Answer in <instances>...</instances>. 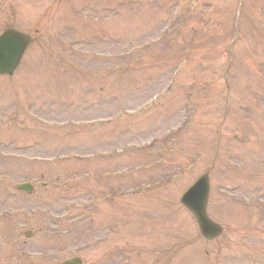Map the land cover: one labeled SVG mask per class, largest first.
I'll list each match as a JSON object with an SVG mask.
<instances>
[{"label": "rangeland", "instance_id": "374dc122", "mask_svg": "<svg viewBox=\"0 0 264 264\" xmlns=\"http://www.w3.org/2000/svg\"><path fill=\"white\" fill-rule=\"evenodd\" d=\"M237 2L0 0V32L32 38L16 73L0 76V264H264V0H243L239 19ZM175 69V88L127 120ZM119 112L124 121L74 130ZM190 125L162 163L146 150L150 136ZM93 151L104 159L87 163ZM203 172L223 227L213 241L179 203ZM21 182L34 193L17 192Z\"/></svg>", "mask_w": 264, "mask_h": 264}, {"label": "water", "instance_id": "95a60500", "mask_svg": "<svg viewBox=\"0 0 264 264\" xmlns=\"http://www.w3.org/2000/svg\"><path fill=\"white\" fill-rule=\"evenodd\" d=\"M10 37H14L17 38L19 40L20 44V49L18 52L14 53V56L12 58H9V54L5 53V50H2L0 48V74H8L10 75L12 73V71L14 70V68L17 66L18 64V58L21 54V50L22 48L28 43V38L27 37H21L19 35H13ZM14 38H12L13 40H15ZM201 216L199 215L198 218V222L200 224L201 230L203 232L204 235H206L207 232V228L209 227L202 219H200ZM207 236V235H206Z\"/></svg>", "mask_w": 264, "mask_h": 264}]
</instances>
